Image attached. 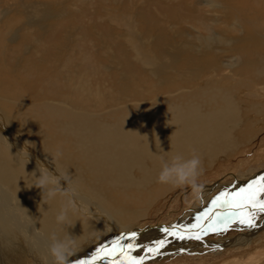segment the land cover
Wrapping results in <instances>:
<instances>
[{"label": "bare ground", "instance_id": "6f19581e", "mask_svg": "<svg viewBox=\"0 0 264 264\" xmlns=\"http://www.w3.org/2000/svg\"><path fill=\"white\" fill-rule=\"evenodd\" d=\"M240 6L244 10L253 9L249 4ZM258 11L255 9L253 15H248L249 26L252 35L261 36L264 13L258 14ZM1 26L8 32L0 34V264H53L49 254L53 234L58 239L71 236L75 240L76 251L70 264H127L128 257L118 254L116 242L131 244L130 255L140 264H151L169 255H178L182 246L186 248L185 245L198 242L194 238H177L181 234L188 237L190 232L194 236L192 225L223 227L215 224L217 214L223 210L210 212L208 208L211 189L205 191L207 194L202 193L200 204L189 210L182 221H169L152 228H145L143 222L148 220L154 206L167 199L163 198L167 192L174 189L157 183L161 158L168 160L179 153L187 159L195 152L201 158L202 167L210 164L208 170H213L219 157L236 156L240 152L234 147H238L236 143L247 132L244 126L247 109L241 108L243 102L239 98L245 96L246 86L257 88L264 98L263 40L260 39L261 46L250 56L249 66L243 65L247 69L241 70L251 82L243 79L228 89L223 88L225 83L222 86L221 82L220 86L214 81L196 92L169 96L166 94L174 91L164 86L146 97L144 93L134 94L140 102L149 97L148 105L125 107L130 103L129 88L119 87L120 92L110 98L104 97L105 94L99 96L87 83L81 87L78 78L61 81L56 70L47 67L44 47L34 37L38 35L30 37L23 31L20 37L13 38L12 23L3 22ZM11 40V44L19 40L27 46L31 44L33 50L25 51L20 43L8 50L5 44ZM137 53L144 65H153L140 47ZM259 107L254 106L258 110ZM257 113L261 118L264 115V111ZM56 152L61 153L56 162L58 172L69 173L77 187L75 208L70 210L66 224L56 221L65 199L57 196L43 202L41 190L33 186L32 173L39 176L37 161L59 175L51 157ZM204 172L205 169L202 175ZM257 172L264 173L251 169L247 174L236 176L243 183L246 175L254 176ZM61 184L66 187V182ZM224 186L221 184L219 188ZM206 188L209 187L203 186ZM174 226L176 236L163 231L171 232ZM133 233L135 237L130 239ZM255 234L245 233L234 242L220 239L222 246L214 248L224 252L225 247L236 246L235 249L245 248L249 253L257 239H253ZM160 241L168 243L157 251ZM261 245L260 252H253L251 258L264 257V243ZM203 247L207 244L202 242L184 250L201 251ZM107 252L112 255H106Z\"/></svg>", "mask_w": 264, "mask_h": 264}, {"label": "rangeland", "instance_id": "374dc122", "mask_svg": "<svg viewBox=\"0 0 264 264\" xmlns=\"http://www.w3.org/2000/svg\"><path fill=\"white\" fill-rule=\"evenodd\" d=\"M240 4L245 7L249 4L253 9H241ZM255 9H259L258 14L264 13V0H0V34L3 36L8 32L1 26L7 22L15 29L10 31L13 38L20 37L23 31L30 37L38 35L34 37L44 47L40 45L45 50L43 57H46L47 67L54 68L61 81L78 78L81 87L82 83H87L93 92L101 94L99 96L105 94L104 97L110 98L116 96L120 88H129L130 103L125 107L144 106L151 99L148 97L140 102L134 97L135 93H144L146 97L166 86L174 91L164 93L163 96L167 97L175 93L196 92L214 81L220 86L221 82L222 86L225 83L223 88L228 89L243 79L251 82V78H244L241 70L247 69L245 66L251 63L250 56L261 46L260 39L264 43V33L256 36L250 32L249 17ZM11 43L12 40L5 44L8 50L19 43L25 51L33 50L31 44L27 46L20 40ZM137 47L142 49L146 58L149 56L153 65L142 63ZM252 88L246 86L245 96L239 98V102H243L241 108L247 109L244 115L247 132L240 137V143H236L238 147H234L240 152L236 156L219 157L213 170H208L210 164L202 167L205 172L199 182L209 187L202 193L212 190L210 212L218 210L212 201L220 193H234L246 188L250 183L260 181L264 174L246 175L243 183V179L236 176L247 174L251 169L264 171V115L262 118L257 115L259 110L264 111V98L257 88ZM257 105L261 106L259 110L254 108ZM232 173L235 174L233 178ZM221 184L225 186L219 188ZM166 195L163 198L167 199L154 206L148 220L143 222L145 228L182 221L186 213L202 201V195L194 199L188 188H174ZM255 223L253 228L235 224L227 231L207 233L198 242L193 241L192 245H185L186 248L182 246L178 255H169L151 264H237V260L244 261L242 264H264V257H250L259 253L258 248L264 243V214L257 213ZM202 229H208L204 223L201 228L192 230L202 235ZM251 231L257 233L253 236L257 239L249 253L245 248L235 249L236 246L225 247L224 252L214 248L222 246L220 239L234 242L245 233H253ZM177 241L179 239L173 242ZM202 242L207 247L201 251L184 250ZM137 258L142 260L139 256Z\"/></svg>", "mask_w": 264, "mask_h": 264}, {"label": "clouds", "instance_id": "9594fccd", "mask_svg": "<svg viewBox=\"0 0 264 264\" xmlns=\"http://www.w3.org/2000/svg\"><path fill=\"white\" fill-rule=\"evenodd\" d=\"M60 152L51 155L57 173V164ZM37 170L39 176L34 174V184L36 188L41 190L42 201L50 202L57 196L63 197L66 203L61 207L59 214L56 216L58 224H66L69 222V212L75 208V197L77 195V187L69 173H59L54 175L49 171L43 163L37 161ZM202 161L195 152L191 158H185L182 154L177 153L170 159L161 158V170L157 177V183L170 186L175 189L188 188L194 199H199L202 195L203 184L199 182L202 175ZM61 181L66 182V187H62ZM49 254L52 257L53 264H70V258L75 254L76 244L71 236L65 239H58L55 234L51 237Z\"/></svg>", "mask_w": 264, "mask_h": 264}, {"label": "snow or ice", "instance_id": "6c2138e0", "mask_svg": "<svg viewBox=\"0 0 264 264\" xmlns=\"http://www.w3.org/2000/svg\"><path fill=\"white\" fill-rule=\"evenodd\" d=\"M260 181H264V177L260 178ZM260 181H254L250 183L246 188H242L239 191L234 193L222 192L217 197H215L212 201V204L215 208L222 209L221 213H218L216 216V223L223 225V227H216L215 225H210L207 230H203V234L206 235L207 231L213 232H220L226 231L228 227L232 224H239L243 225L247 228L256 227L255 219L257 213L264 214V183ZM209 214H205L207 217ZM199 219V218H198ZM198 225H192V228H197ZM166 233L172 236H176L175 226L174 230L169 232L168 229H164ZM135 237V233L131 234V238ZM177 238L185 239V238H194V239H201V234L196 233L194 236L189 235L185 237V235L181 234ZM118 245V254L121 256L127 255V264H140L135 257L130 255V250L132 248L131 244ZM164 241H160L157 245V251L159 247L163 246ZM128 249L129 251L126 252L125 250ZM104 252L105 250H101ZM152 251V249H149ZM100 258L103 256L100 253L97 254ZM106 255H112L111 252H107ZM95 259V258H94Z\"/></svg>", "mask_w": 264, "mask_h": 264}]
</instances>
